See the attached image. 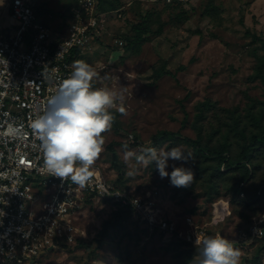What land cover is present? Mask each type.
Masks as SVG:
<instances>
[{"label": "rangeland", "instance_id": "1", "mask_svg": "<svg viewBox=\"0 0 264 264\" xmlns=\"http://www.w3.org/2000/svg\"><path fill=\"white\" fill-rule=\"evenodd\" d=\"M39 2L44 20L55 30L68 23L74 0ZM8 3L0 0V35L13 21ZM99 12L102 16L94 42L74 61L83 60L94 68L97 76L92 85L103 73L106 78L112 73L120 76L118 92H122L125 113L118 111L117 125L113 123L104 134V150L96 161L107 179L132 193L149 195L164 216L175 218L181 225L184 215L209 209L208 192L226 195L237 176L228 173L219 180L218 188L212 187L207 176L199 177L202 158L190 146L174 139L153 144L151 139L160 130L198 137L194 127L196 105L210 98L216 107L203 121V143L219 146L228 141L231 154L238 153L240 147L228 133L232 119L224 109L236 110V115L248 123V133L253 128L249 113L264 114V80L255 76V53L264 55V46L251 42L246 33L249 29L264 39V0H101ZM142 19L153 33L138 49L128 44V39L135 34L132 25ZM160 27L162 32H158ZM117 39L124 44L116 43ZM160 70L171 74L159 77ZM111 145L118 153V169L113 164ZM174 146L185 150V156L192 154L186 161H168L169 173L173 165L193 171V184L187 188L171 185L168 177L161 178L154 164H139L135 156L125 158L126 152L139 155L148 147L170 150ZM258 163L261 168L243 185L239 200L231 204V213L209 232V236H223L240 249V264H254L256 255L257 264H264V247L260 248L264 233L245 241L237 235L264 216V190L260 189L264 156ZM252 197L250 206L242 203V198ZM112 210L102 203L87 207L76 219V243L54 253L50 264H177L179 247L192 249L197 262L200 249L181 245L175 236L150 231L137 213L120 226L110 225L103 235L104 224L113 222Z\"/></svg>", "mask_w": 264, "mask_h": 264}, {"label": "built area", "instance_id": "2", "mask_svg": "<svg viewBox=\"0 0 264 264\" xmlns=\"http://www.w3.org/2000/svg\"><path fill=\"white\" fill-rule=\"evenodd\" d=\"M39 1L9 0L13 21L0 35V264H50L54 253L76 243V219L99 203L130 208L150 231L200 247L198 241L231 213L228 199L215 200L207 218L184 215L180 225L164 216L149 195L132 193L107 179L97 161L84 188L44 171L40 141L31 122L73 71L72 57L94 42L102 13L97 10L98 0H77L68 23L55 30L40 19ZM103 74L93 88L118 92L120 76ZM120 107H125L122 99L110 110ZM263 224L264 216L248 232L241 229L238 239L263 235Z\"/></svg>", "mask_w": 264, "mask_h": 264}, {"label": "clouds", "instance_id": "3", "mask_svg": "<svg viewBox=\"0 0 264 264\" xmlns=\"http://www.w3.org/2000/svg\"><path fill=\"white\" fill-rule=\"evenodd\" d=\"M72 68L30 126L40 141L44 171L84 188L93 176L92 165L104 150V134L111 130L115 119L110 109L123 97L122 92L108 88L94 89L92 81L97 73L87 62L76 60ZM119 111L125 113L123 107ZM184 153L180 146L170 150L148 147L139 155L126 152L125 158L135 156L139 164H154L161 178L168 177L171 185L187 188L194 181L190 168L173 165L171 173L167 171L169 159L186 161L192 155ZM198 243L200 254L196 264H240L241 251L229 239L206 236Z\"/></svg>", "mask_w": 264, "mask_h": 264}, {"label": "trees", "instance_id": "4", "mask_svg": "<svg viewBox=\"0 0 264 264\" xmlns=\"http://www.w3.org/2000/svg\"><path fill=\"white\" fill-rule=\"evenodd\" d=\"M100 1L97 3V10L99 11ZM77 3V0H74V5ZM73 5V6H74ZM71 6V9L72 7ZM68 13V18L70 17V12ZM37 12L40 19L48 24L43 18V12L40 7V2L37 7ZM49 25V24H48ZM132 31L135 32L132 38L128 39V44L135 46L136 48H140L141 45L147 40V38L153 33L151 27L147 24V22L142 19L141 21L132 25ZM158 32H162V27L159 28ZM246 33L252 37L251 42L257 43L260 42L262 46H264V39L261 38L258 34L251 32L249 29L246 30ZM255 57L257 59V64L255 67V76L260 77L264 80V55H258L255 53ZM75 57H72L74 61ZM164 73H170V71L160 70L158 76H162ZM216 107V103L213 102L210 98H206L203 101H200L196 105V113L194 116V127L198 132V137L191 138L189 136L183 135L179 131H167L160 130L152 137V143H157L158 141L174 139L179 142H183L186 145L190 146L201 158L202 164L199 166L200 174L199 177L202 178L207 176V180L210 181L212 187H216L219 180H221L226 174L233 173L237 176L236 184L229 188L231 189L226 195H222L221 197L214 196V193L208 192L210 195L209 202L210 207L212 203L218 198H226L229 200L230 208L232 202H236L239 200V195L243 193V185L248 183L251 178L255 176L258 170L261 168L258 160L261 156H264V114L262 112L249 113V119L251 123H249L253 128L248 133L249 125L244 122L241 117L236 115V110L224 109L229 113L230 118L232 119V123L229 126V134H233V138L237 141L238 146L240 147L238 153L233 156L231 154V146L228 141L222 142L219 146H211L209 144H205L202 141V127L203 121L206 119L207 112L214 109ZM110 112L114 115L115 119L113 123L117 125L118 123V111L110 110ZM244 123V124H243ZM228 137V135H227ZM137 139V137H136ZM138 140V139H137ZM136 140V141H137ZM113 152V164L118 169V153L115 149H113L112 145L110 146ZM120 188L128 190L125 187L120 186L115 182ZM218 188V187H216ZM261 190H264V181L260 186ZM232 194V195H231ZM220 195V194H218ZM252 198H242V203L247 206H250L253 199ZM209 209L205 211H198V213L193 215H201L205 218L208 217ZM201 212V213H200ZM134 211L127 207H117L111 212V216L113 218V222H106L103 227L102 234L105 235L108 232V228L110 225L120 226L122 223L133 216ZM248 227H244L242 229L247 230ZM264 228V224H263ZM178 240L181 242V245L192 246L193 248L200 249V247H196L182 239ZM254 242V241H253ZM73 245H67L66 248H71ZM264 247V243L260 248ZM175 257L177 258V264H196L195 257L192 252V249H184L179 247L175 253ZM257 255L255 256V260H253L254 264H257Z\"/></svg>", "mask_w": 264, "mask_h": 264}, {"label": "crops", "instance_id": "5", "mask_svg": "<svg viewBox=\"0 0 264 264\" xmlns=\"http://www.w3.org/2000/svg\"><path fill=\"white\" fill-rule=\"evenodd\" d=\"M82 53V52H81ZM81 53L79 55H81ZM78 56V55H77Z\"/></svg>", "mask_w": 264, "mask_h": 264}]
</instances>
